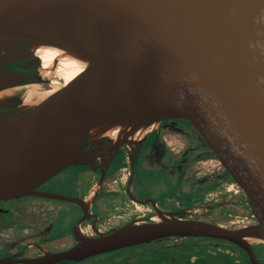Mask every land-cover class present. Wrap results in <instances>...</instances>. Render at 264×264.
I'll return each instance as SVG.
<instances>
[{"label": "water", "instance_id": "1", "mask_svg": "<svg viewBox=\"0 0 264 264\" xmlns=\"http://www.w3.org/2000/svg\"><path fill=\"white\" fill-rule=\"evenodd\" d=\"M34 44L90 63L36 106L21 110L20 95L0 103V199L38 194L85 210L78 197L36 187L70 165L103 178L120 148L133 175L146 134L132 140V133L178 118L211 134L257 222L228 227L159 210L160 220L137 218L97 235L74 229L73 246L27 262L71 264L165 237L205 236L264 264L253 250L258 243L247 239H264V0H0V90L49 83L29 52ZM115 126V138L101 135Z\"/></svg>", "mask_w": 264, "mask_h": 264}, {"label": "flooded vegetation", "instance_id": "2", "mask_svg": "<svg viewBox=\"0 0 264 264\" xmlns=\"http://www.w3.org/2000/svg\"><path fill=\"white\" fill-rule=\"evenodd\" d=\"M177 119H163L145 135L136 152L133 175L128 150L120 148L103 178L100 170L70 165L36 187V190L78 197L85 203V210L77 202L38 194L1 198L0 264H30L25 259L73 246L74 229L97 235L133 219L150 218L159 210H186L182 216L210 219L240 215L238 212L248 206V195L236 172L228 164L223 166L224 159L218 149L206 146ZM59 176L67 177L59 185L61 189H55L54 182ZM226 199H229L225 205L227 211H223ZM249 216H244L243 225L257 222L251 209ZM169 238L178 237L151 243ZM218 242L214 247L199 243L198 250L186 252L192 254L190 262L211 252L236 257L231 264H236L238 257L249 264L244 249L231 244L240 250L231 254L217 247ZM253 250L264 263V243L255 244ZM99 257L100 254L71 264H89Z\"/></svg>", "mask_w": 264, "mask_h": 264}, {"label": "bare ground", "instance_id": "3", "mask_svg": "<svg viewBox=\"0 0 264 264\" xmlns=\"http://www.w3.org/2000/svg\"><path fill=\"white\" fill-rule=\"evenodd\" d=\"M29 52L39 58V74L49 83L35 82L2 89L0 90V103L10 101L20 95L22 101L18 107L21 110L36 106L65 86L72 84L90 63L88 59L52 44H34L30 46ZM120 128V126L110 127L101 135L115 138ZM94 130L95 128L92 129V132ZM149 131H151L149 125L139 126L132 133L131 139L139 140ZM152 218L154 220L161 219L158 214L153 215ZM247 239L251 243H264V239L257 236H249Z\"/></svg>", "mask_w": 264, "mask_h": 264}, {"label": "rangeland", "instance_id": "4", "mask_svg": "<svg viewBox=\"0 0 264 264\" xmlns=\"http://www.w3.org/2000/svg\"><path fill=\"white\" fill-rule=\"evenodd\" d=\"M182 125L186 127L189 131L194 133L198 138L202 139L204 141V144L206 146L212 147L214 145V138L211 136V134L205 129L202 128L201 126L185 119H177ZM226 163L223 162V166ZM71 173H74L72 171H69ZM68 172V173H69ZM75 174V173H74ZM147 174V173H145ZM67 177V176H66ZM65 176H59L57 177L56 181L54 182L55 189H61L59 185H61L63 178H66ZM224 202V201H223ZM229 202V199H226V203H223V211H227V208L225 205ZM235 212V211H234ZM236 213V212H235ZM240 215L238 216H233V217H225L222 215V217H216L213 219L207 218V217H199L202 219H207L216 223H220L224 226L228 227H238L246 223V219L244 218L245 215L250 214V207L249 204L248 206L245 207V210L239 211L238 212ZM195 217V216H193ZM250 219V216L248 217ZM245 220V221H244ZM197 238H202V239H207V240H195ZM209 237L205 236H193L185 238V237H178V238H169V239H164L161 241H157L155 243H151L146 247V249H155L153 252L147 253L145 256H141L139 258H134L130 262V264H185L184 259H185V254L186 252L193 251V250H198L200 247L199 243H207L208 245H212L214 247V243L216 242L215 240H208ZM216 246L219 248H224L229 251V253L233 252L236 250L239 252V248H235L231 244H227L225 242L219 241ZM223 244H226L227 246H223ZM210 247V246H208ZM213 247H210L209 250H214ZM116 251V250H114ZM113 251V253H102L100 254L99 258L94 259L93 263L89 264H117V258L116 255H119L122 257V254L128 253L126 252H121V251H116V253ZM236 252V253H237ZM235 253V252H234ZM231 253V254H234ZM235 253V254H236ZM238 254V253H237ZM192 255V254H191ZM118 256V257H119ZM115 257V258H114ZM191 258H194L193 256ZM234 259H237L236 257H233ZM240 260H236V264H247V262L241 258L238 257ZM119 264H128L126 262L120 261ZM212 264H224L220 260H215L213 261Z\"/></svg>", "mask_w": 264, "mask_h": 264}, {"label": "trees", "instance_id": "5", "mask_svg": "<svg viewBox=\"0 0 264 264\" xmlns=\"http://www.w3.org/2000/svg\"><path fill=\"white\" fill-rule=\"evenodd\" d=\"M210 239L215 240V241H217V240L222 241V242H225L227 244L230 243V244H233L236 246V244H234L233 242H230V241H227L224 239L209 237L208 240H210ZM150 244H151V242L141 243V244L132 245V246H128V247L116 250L117 252L121 251L122 253L128 251V253L122 254V257H120L119 255H116V258L118 261L117 264H119L120 261H122V260H123V262L130 264L129 261H131L132 259L139 258L141 256H145L147 253L153 252L155 249H146V247ZM116 251H114V252L116 253ZM108 253L111 254V253H113V251L108 252ZM190 255H191V253L185 254V260H184L185 264H212L213 261H215V260H220L224 264H231L234 260V258L231 256H228V254H226V255L222 254V253L214 254V253L208 252L204 255L203 254L199 255L194 262H190Z\"/></svg>", "mask_w": 264, "mask_h": 264}]
</instances>
